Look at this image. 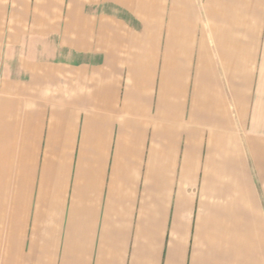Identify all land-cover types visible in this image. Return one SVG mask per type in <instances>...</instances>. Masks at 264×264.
Masks as SVG:
<instances>
[{
	"label": "crops",
	"instance_id": "0c3cea01",
	"mask_svg": "<svg viewBox=\"0 0 264 264\" xmlns=\"http://www.w3.org/2000/svg\"><path fill=\"white\" fill-rule=\"evenodd\" d=\"M0 264H264V0H0Z\"/></svg>",
	"mask_w": 264,
	"mask_h": 264
}]
</instances>
